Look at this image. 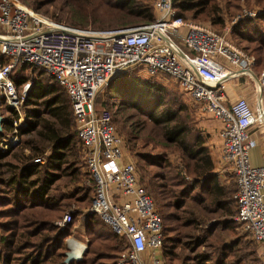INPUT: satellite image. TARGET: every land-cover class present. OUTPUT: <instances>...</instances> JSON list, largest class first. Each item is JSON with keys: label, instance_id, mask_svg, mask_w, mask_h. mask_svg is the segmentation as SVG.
<instances>
[{"label": "trees", "instance_id": "trees-1", "mask_svg": "<svg viewBox=\"0 0 264 264\" xmlns=\"http://www.w3.org/2000/svg\"><path fill=\"white\" fill-rule=\"evenodd\" d=\"M19 1L56 20L43 10L54 0ZM153 1L64 0L71 6L67 24L113 29L147 23L156 16ZM226 1V11L215 0H173V7L177 17L207 21L219 33L226 12L231 17L241 12L240 1L247 7L255 3L264 8V0ZM262 11L253 17L243 16L231 26L230 37L227 35L231 42L255 55L254 69L264 68ZM6 62L0 55V64ZM10 78L18 93L26 83L29 85L20 107L25 125L15 132L22 139L21 148L14 153V147L4 149L0 145V264H65L63 240L71 235L81 209L90 206L92 195L91 187L64 192L58 187L60 181L78 182L80 174L90 178L69 97L57 80L38 66L14 68ZM105 89L104 100H97L99 94L95 98V110L110 104L115 107L112 123L116 132L139 157V182L162 220L165 263L259 264L258 244L233 219L237 212L236 181H227L213 170L214 161L206 145L209 135L197 126L179 93L163 79L136 69L117 74ZM5 107L9 116L3 127L7 131L10 119L18 116L14 109ZM114 115H123V121ZM153 134L158 135L163 147L176 148L191 181L179 176L165 154L137 152V144L151 140ZM25 149L28 152L22 153ZM73 199L80 202L70 210ZM65 213L70 221L62 228L54 225L53 220L62 219ZM84 229L88 248L80 261L69 264H115L127 240L95 213L87 215Z\"/></svg>", "mask_w": 264, "mask_h": 264}, {"label": "built area", "instance_id": "built-area-1", "mask_svg": "<svg viewBox=\"0 0 264 264\" xmlns=\"http://www.w3.org/2000/svg\"><path fill=\"white\" fill-rule=\"evenodd\" d=\"M153 7L156 16L147 23L95 29L56 21L19 0H0V55L7 59L0 64V101L17 113L12 131L25 125L20 107L29 84L18 93L10 73L23 66L41 67L69 97L90 174L89 212L127 240L118 264H161V216L140 184L135 165L124 162L123 139L111 110L97 111L94 102L103 87L128 70L171 77L220 124L219 159L236 181L233 219L258 244L259 264H264V155L260 165L251 164L256 142L249 134L254 123L264 124V70L255 79L253 56L235 46L226 32L177 17L173 0H154ZM239 76L256 81L253 105L245 98L226 104L227 82ZM6 133L4 129L3 147L9 138L16 139ZM180 173L192 180L185 169ZM68 217L64 215L61 226Z\"/></svg>", "mask_w": 264, "mask_h": 264}, {"label": "rangeland", "instance_id": "rangeland-1", "mask_svg": "<svg viewBox=\"0 0 264 264\" xmlns=\"http://www.w3.org/2000/svg\"><path fill=\"white\" fill-rule=\"evenodd\" d=\"M215 1L218 3L219 7H223L224 6V11H226V7L224 5V0H215ZM228 1H230V0H227L226 3ZM62 4H63V6H62ZM27 7H28V5H27ZM240 7H241V12L240 13L235 14L232 17L227 12L224 15V22H223V25H222V28L221 29H222V33L226 32V35H228V37H230V29H231V26L233 24H235L239 19H241L243 16L244 17H253V16L256 15V13L258 11L264 9L260 5L255 4V3H253L251 7H247L244 4V2H242V1H240ZM70 8H71V6L67 2H64V0H54L53 3L49 4L48 6H45L43 8V10H48L51 14H53V16L55 17L56 20H59V21H63L65 23H68L69 16H70V12H69V9ZM262 12H264V11H262ZM37 13L42 14L44 16H47V17L51 18V16H48V15L44 14L43 12H37ZM252 13H254V14H252ZM203 23L207 24L208 22L207 21H203ZM128 26H134V25L132 24V25H128ZM227 28H228V30H227ZM176 42L179 43L178 40H176ZM234 45L237 46V47H239L240 49H242L239 45H237L235 43H234ZM243 51H245V50H243ZM245 52L247 54L253 56L254 59H255V63L253 65V71L256 73V74H254L255 75V79H256L257 76L259 77L262 74L264 68L260 69L259 67H257V69L256 68L254 69V66L256 64L255 55L250 54L247 51H245ZM245 77H248V79L251 82H253L254 87L256 86L255 79L253 80V79L249 78V76H245ZM161 79H163V81L167 85L171 86L174 90H176L179 93V95L182 97V99L188 104V106H189V108L191 110V113H192L193 117L195 118V120L197 122V126L202 131H204L207 134V132H206V130L208 129L207 126L209 124H211L215 119L211 115H209V114H207V113H205L203 111V108H202V106H201L200 103L194 101L187 94H185L183 91H181L178 88V86L176 85L175 81L171 77L164 76ZM106 87L107 86L103 87L101 89V91L98 93L99 94V98L97 100L99 102L102 101V100H104L106 98V94L108 92L107 89H105ZM22 90H23V88H22ZM22 90H20V91L22 92ZM255 94H256V90L254 92V95ZM108 108L111 110L112 114L115 113V107H113L111 104L109 105ZM0 112L2 113V115L4 117H8L9 116V112L7 111V109L5 107L4 100H1L0 101ZM114 117H116L117 119H120L121 120L120 122L123 121V118H122L123 115H122V117L121 116H118V115L117 116L114 115ZM10 120H12V118ZM10 127L11 128L7 130V133L8 134L7 133L6 134H7L8 138L10 136H13V137L16 136V139L13 138V139L9 140L10 139L9 138L8 139L7 146L6 147H3V148L5 149V148L14 147L13 152L14 153H18V151L21 148V145L20 144L22 143V139L20 138V136L17 133H13V131H12L13 130V127L11 125H10ZM10 131H12V133H10ZM15 132H16V130H15ZM146 133H147V131H145V134ZM0 140H1V138H0ZM123 142H124V151H125V153H124V155H125L124 156V159L125 160L128 159L130 162H132L135 165V168H136V171H137V175H138V179H139L140 178V174H139V172L137 170V166H136V164L138 163L139 157H138V155H136V154H134V153H132L130 151V147H129V145L127 143H125L124 138H123ZM160 142H161V139L158 137V135L153 134L151 140L146 141V142H140L139 144H137V146H136L137 152H140V153H143V152L156 153V152H158V153L165 154L166 157H167V159L169 160L170 164L175 168V170L179 174V176L182 177L180 171L182 169H184L185 167H184L183 161L181 160V158L179 156V152L173 146L163 147L160 144ZM27 152H28V150L25 149L22 153H27ZM82 170H84V169H82ZM224 171H227V170H223L222 173H218V174L222 178H223V176H226V178H227L226 180L228 181L232 177H231V175L229 173H225ZM186 173H188V172L186 171ZM80 178L81 179L78 182L73 183V184H71V183H65L64 181H60L58 183V187L63 192L64 191H72V190H75V189H77L79 187H83V188L91 187L90 180H89L88 177L85 176V174H82V175L80 174ZM87 181H89V182H87ZM79 202H80L79 200L73 199L72 205L70 207V210H74L75 207L79 205ZM89 213H90L89 212V206L84 207V208L81 209V215L77 218V221L75 222V224H74V226L72 228L71 235L68 236V237H66L63 240L65 246H66L65 241L68 240L67 241V244L71 248H72V246L78 248L79 245H78L77 242H79L82 245H84V247H86L85 248V251L87 250L89 239H88L87 234L85 232L84 224H85V222L87 220V215ZM66 214H68V213H65V214L62 215V219H55V220H53V224L56 225V226H59L61 228L64 227V225L70 221V216H69L68 217V222L66 221L64 223V225L61 226V222L63 220V217ZM240 230L242 231L241 228H240ZM246 239H249V237L247 236ZM70 240H72V241H70ZM73 240H76V242L73 241ZM66 251H67V247H66ZM115 264H118V259H116ZM161 264H166L163 258H162Z\"/></svg>", "mask_w": 264, "mask_h": 264}, {"label": "crops", "instance_id": "crops-1", "mask_svg": "<svg viewBox=\"0 0 264 264\" xmlns=\"http://www.w3.org/2000/svg\"><path fill=\"white\" fill-rule=\"evenodd\" d=\"M255 87L253 82H251L248 79V77L245 76H239L230 79L227 82V86H226V95H227L226 104L227 105L232 104L238 98H245L249 101L251 105H253L256 96V94L254 95ZM219 127L220 124L216 119L207 126L208 129L206 130V132L209 136L206 145L214 161L213 170L217 173H222L224 169H223V164L219 159L220 156V138L218 136ZM249 134L251 138H253L256 142L255 147L252 148L250 151V161L251 164L257 166L261 164L264 155V124L254 123L249 128ZM122 151L124 154L125 153L124 143L122 145ZM128 161H129L128 159L127 160L124 159V162H128ZM224 172L228 173L227 171ZM223 178L227 179L226 176H223Z\"/></svg>", "mask_w": 264, "mask_h": 264}, {"label": "water", "instance_id": "water-1", "mask_svg": "<svg viewBox=\"0 0 264 264\" xmlns=\"http://www.w3.org/2000/svg\"><path fill=\"white\" fill-rule=\"evenodd\" d=\"M4 121H5V117L0 112V134H3L4 133V127H3ZM65 243H66L67 251H65L64 263L65 264H69L72 261H79V260H81L85 249H84V251H76V250H73L67 244V241H65Z\"/></svg>", "mask_w": 264, "mask_h": 264}, {"label": "bare ground", "instance_id": "bare-ground-1", "mask_svg": "<svg viewBox=\"0 0 264 264\" xmlns=\"http://www.w3.org/2000/svg\"><path fill=\"white\" fill-rule=\"evenodd\" d=\"M70 241H72V240H70ZM70 241H69V242H70ZM73 241L76 242V240H73ZM77 243H78L79 247L76 248V247H73V246H72V249H73V250H76V251H83V250H84V245H82V244L79 243V242H77ZM73 244H74V243H73Z\"/></svg>", "mask_w": 264, "mask_h": 264}]
</instances>
